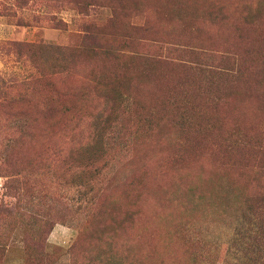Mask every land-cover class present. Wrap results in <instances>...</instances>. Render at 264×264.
Listing matches in <instances>:
<instances>
[{"label":"rangeland","instance_id":"374dc122","mask_svg":"<svg viewBox=\"0 0 264 264\" xmlns=\"http://www.w3.org/2000/svg\"><path fill=\"white\" fill-rule=\"evenodd\" d=\"M0 264H264V0H0Z\"/></svg>","mask_w":264,"mask_h":264}]
</instances>
